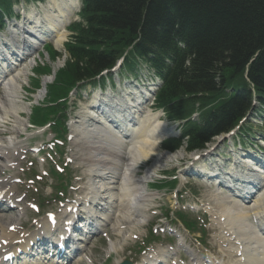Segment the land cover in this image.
<instances>
[{
    "label": "trees",
    "instance_id": "1",
    "mask_svg": "<svg viewBox=\"0 0 264 264\" xmlns=\"http://www.w3.org/2000/svg\"><path fill=\"white\" fill-rule=\"evenodd\" d=\"M86 4L84 24L77 26L67 46L71 62L62 75L68 84L110 68L132 46L133 53L148 59L165 79L159 103L178 118L200 110L211 120V128L191 133V150L231 128L250 107L251 92L246 100L234 91L218 107L205 110L234 80L249 91V82L253 84L264 102V0H86Z\"/></svg>",
    "mask_w": 264,
    "mask_h": 264
},
{
    "label": "bare ground",
    "instance_id": "2",
    "mask_svg": "<svg viewBox=\"0 0 264 264\" xmlns=\"http://www.w3.org/2000/svg\"><path fill=\"white\" fill-rule=\"evenodd\" d=\"M73 3H76V0H47L40 6L43 10L42 12L45 13L40 17H35L33 31L43 36L48 33L50 35L48 39L52 40L59 49L62 48L63 42L68 35L65 27L71 22L70 12H66L62 8H66L68 5L71 6ZM169 40L171 38L166 41ZM256 55L249 59L248 65ZM248 68L249 66L245 67L246 70ZM247 73L245 71L244 75H247ZM25 75L26 73L23 72L22 76ZM19 76H21L20 72L8 79L6 83L8 86L6 94L9 100L8 108L14 105L19 91L22 90V86L18 82ZM47 82V80L44 81L45 84ZM249 84L250 91L249 89H242L239 94L240 97H244L246 100H250V92L251 99L256 93L253 84L250 82ZM110 111L114 112L113 116L118 119L119 115L115 114L117 110ZM4 113L7 114L6 111ZM4 113L1 112V114ZM130 114L133 116L131 122L128 119L122 122L126 126V131L131 134V141L127 150L128 157H126L127 154L124 155L125 152L123 151V144L128 140L127 137L115 131L111 125L112 123L103 120L97 112L91 111L80 124L72 125L76 139L79 141V146L88 152L87 158L83 157V161L88 159L91 162V166L87 169L90 177L85 188L87 190L89 185L87 197L91 195V200L98 210L99 207L102 208L104 205H106L104 206L106 208L113 209L115 208L114 202L117 205L119 204L117 211L121 213V219L118 217L119 214L115 216L117 220L119 219L117 221L119 234H122V231L124 233L127 231L140 232L143 229L146 219L144 214L145 206L150 203V198H152V195L145 188L147 180L136 178L134 176L135 169L138 168L142 160L155 154V162L145 171V176L143 177L148 178L164 164L162 159H172L171 155L160 154L157 149L160 141L157 136L161 134L156 135V133L163 123L157 121V115L149 113L144 119H141L140 112L135 109ZM93 118H98L100 122L103 121L104 123L101 124L98 121L97 124H93L91 122ZM135 120L137 122L132 123ZM151 128L154 129L153 136L151 135ZM105 131H109V133L107 134ZM14 132L21 133L19 129H14ZM110 134H116L114 136L118 141V145H114L111 142ZM121 141L123 142L122 146L120 144ZM9 147L10 144H4L0 140L1 158L8 159L9 153L17 149L16 146H13V149L10 150L11 148ZM221 153L226 156V151ZM125 158L128 163L120 168L123 163L122 159ZM252 176L251 174V179ZM4 180L2 179V181ZM6 184H8V181H6ZM246 190L250 193L252 192L249 188ZM256 190L253 197L254 201H251L252 203L250 202L247 206L231 201L228 196L224 197L222 191H217L212 196L217 210L215 211L211 207L209 211L215 220V224L221 230L220 250L228 257L227 264H264V237L256 233L255 226L251 222L252 217L258 219L260 223L264 222V187L260 191ZM109 202H111L110 205L108 204ZM5 223V221L0 220V250L8 247L3 242L7 240L12 242L14 236V233H12L14 230L9 229V226H4ZM120 249L121 246L111 241L110 252L117 253ZM87 262L90 264V261Z\"/></svg>",
    "mask_w": 264,
    "mask_h": 264
},
{
    "label": "rangeland",
    "instance_id": "3",
    "mask_svg": "<svg viewBox=\"0 0 264 264\" xmlns=\"http://www.w3.org/2000/svg\"><path fill=\"white\" fill-rule=\"evenodd\" d=\"M69 39V37H68ZM53 44V43H51ZM54 46V44H53ZM54 50H57L59 53V56L54 58L53 57V52ZM71 60L69 58V53L66 52V50L62 47V48H58L54 46V48H50L45 50L42 53H36L29 61H27V63L24 65V68H26L25 70L26 72V77L21 76L19 79V82H22V86L23 89L21 90L20 93V97L19 100H23L24 103H22L21 106L23 107H27V106H32L33 103L35 102V100L32 98V96H37L39 95L38 92L36 95L32 94L29 95V93H27L26 91L30 90L32 87V82H34V73L33 71H35V69L32 71L33 67L35 68L36 66L39 67V69L41 70L40 74L43 76V81L48 80L49 83L51 84V81L53 80L52 74L54 73V70L57 71V74H59V72L64 68V66L68 63H70ZM18 71H22V70H18ZM44 73V74H43ZM40 77V75H39ZM48 83V85H50ZM26 98V99H25ZM73 101L75 103H78L76 108L72 110V114H71V119L76 121V120H80V116H82V108L88 107L90 105V101L88 99H80V98H72ZM40 102V101H39ZM20 105V104H19ZM19 105H13L11 112H9L6 117L5 120H0V138L3 139H7L8 137H16V138H23L22 134H20V136L18 134L15 133H11V129L15 128L18 124L14 123L15 120H17L18 118H21V115L17 114L15 111L17 110L16 107H18ZM255 108L252 109L251 114H255L254 115V121H259L258 118L260 117L259 114H262V111L259 110V112L257 113L256 109L258 107L257 104L254 105ZM3 108L5 110H9L7 108V106L4 105L3 107H0V109ZM15 108V109H14ZM22 108V107H21ZM3 109H1L0 111H2ZM1 119L3 118V115L0 113ZM23 117H25V115H23ZM41 128H36V129H28L25 130L24 133L29 134V139H31V142H38V141H51L52 137L54 136L49 129H45L44 133L40 131ZM10 132V133H9ZM71 132V131H70ZM75 139V138H74ZM74 139L71 141H67L65 140V145L63 146L65 149V154L70 155L72 154L74 159H75V163L67 169V173L64 174V178L62 181H58L55 179H49L48 183L49 186L48 187H43L42 183H37V187L38 189L34 191V194H31L29 198H34L32 201L36 202L39 204L38 202V198H40L41 200L44 199L45 201V205L46 203H50L53 205L58 204V199L62 198L61 195H63L64 197L67 196L68 194H70V190H68V187L73 185V186H77L80 185L81 187L84 186L85 182H86V172L85 170L87 169V165L84 161H82V152L79 150V147L77 146L78 144L74 142ZM26 143V142H25ZM18 152V150L15 152L13 158L15 159L16 157V153ZM181 152V151H180ZM179 153V152H178ZM182 155L179 156L178 158H185L188 157L189 155H187L184 151H182ZM18 154L21 156V153L18 152ZM17 154V155H18ZM65 156V155H64ZM151 160V159H150ZM150 160L148 162H146V160H144V162L142 163V169H146L147 165H149ZM25 161V160H24ZM5 162L1 163L0 160V164H4ZM23 168L25 169V174L27 175L28 178L29 175L32 176L33 175V170H35L37 173H39V167H37V165L35 167H31V170L28 171V166L27 163L21 161ZM170 164V163H169ZM166 169L169 170H173L174 169V165L171 163L170 165H167L165 167ZM22 168L19 167L17 169L11 170V172L16 173L17 175H21ZM69 170V171H68ZM5 171L4 167L0 165V174H2ZM32 171V174H30V172ZM172 175L175 174H171L170 177H172ZM47 183V185H48ZM66 183L67 184V189H63L62 188V184ZM186 184V190H189L190 192H193L194 194H196V197H199L200 200L201 198L207 199L209 195H211L209 189H204L206 188L204 185H200L197 184L195 185L194 181H190L188 178L181 180L180 182L177 181L176 187L175 188H182L183 185ZM46 185V186H47ZM60 187L62 189L57 190V188ZM59 189V188H58ZM171 191V190H170ZM78 193H80V190L78 191ZM55 194H58L59 198L55 197ZM170 195V194H169ZM27 199V198H26ZM31 200V199H29ZM192 198L187 199V202L192 203ZM29 202V201H28ZM22 206H24V203H21ZM52 205V206H53ZM154 205L156 206V209L150 211L149 215H154V213L156 212L155 210L159 212L160 211V207L161 206H167L169 205L168 200H159L156 201L154 203ZM170 207V206H169ZM168 209V208H167ZM177 210V209H176ZM177 212V211H175ZM171 215H173V213H171ZM16 216V213L13 215V217ZM191 218H195L194 214L190 215ZM147 218L148 221H151V217L148 216L147 214ZM154 218V216L152 217V219ZM150 219V220H149ZM158 226V225H157ZM177 228H181L180 224L176 225ZM147 225H145V228H143L142 231H144V233L142 234V239H147L148 237L147 234L150 230H153V228L155 227L153 225V222L150 223V228L146 229ZM156 228V227H155ZM163 234H159V242L163 243L164 242V232H162ZM166 235V234H165ZM125 236L123 234H118L117 232V225H116V220L110 221V226L106 228V230H104V232L98 236L97 238H95L94 240L90 241L87 249H86V254L88 255V259L90 261H92L94 264H119V262H121L122 260L126 261L128 258L131 261L132 260V256L130 255V250L133 248V245L136 244V240L132 239L131 237H128L127 239L124 238ZM138 242H142V239L139 237L138 238ZM114 242L116 245L121 246V249L117 252H110V243ZM157 244V243H155ZM129 247V248H126ZM132 263V262H131ZM80 264H87L86 262L82 261Z\"/></svg>",
    "mask_w": 264,
    "mask_h": 264
}]
</instances>
